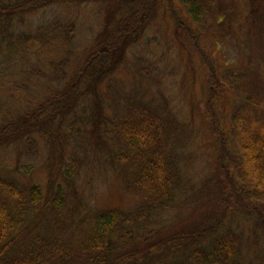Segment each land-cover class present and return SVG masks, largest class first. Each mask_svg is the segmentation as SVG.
<instances>
[{
  "label": "trees",
  "instance_id": "obj_1",
  "mask_svg": "<svg viewBox=\"0 0 264 264\" xmlns=\"http://www.w3.org/2000/svg\"><path fill=\"white\" fill-rule=\"evenodd\" d=\"M249 4L0 0V152L9 153L0 163V264H264V0ZM54 6L98 10L87 45L73 18L30 20ZM166 16L204 60L185 19L217 35L237 17L247 33L244 64L220 74L210 65L212 90L236 101L223 122L213 108L209 120L233 168L201 187L183 161L182 121L117 86L130 50ZM150 63L137 79L157 81ZM101 164L138 198L132 209L85 204L78 182Z\"/></svg>",
  "mask_w": 264,
  "mask_h": 264
},
{
  "label": "rangeland",
  "instance_id": "obj_2",
  "mask_svg": "<svg viewBox=\"0 0 264 264\" xmlns=\"http://www.w3.org/2000/svg\"><path fill=\"white\" fill-rule=\"evenodd\" d=\"M239 1L247 5V9L248 6H252L249 0ZM97 11L96 8L91 9V7L78 10L54 6L33 15L30 20L38 23L57 17L73 18L79 29L78 45L82 48L83 45L88 44L92 30H95L102 20L99 19ZM238 17L245 23V16ZM185 20L189 22L191 31L199 35L197 37L199 47L209 55V60H204L199 49L192 45V37L189 38L191 42L185 38L181 40L178 38L175 25L170 16H166L148 30L144 42L130 50L129 64L116 75V81L121 92L146 93L145 100L154 109L162 112L171 111L182 121L185 126L182 153L184 159L187 156L189 162L186 163V159L183 161L187 172L191 173V177L194 176L193 183L201 187L210 176L215 177L217 174V178L222 179L224 175L220 173V168L223 165L227 170L233 168L231 157L222 155L209 120L211 108H213L222 112L220 122H223L224 115L230 114L236 101L226 92L216 93L212 90L213 79L210 77V65H213L217 74L231 67H238L247 61L249 47L245 37L246 29L242 27L243 24L237 17L233 19L232 27L227 29L218 27L217 35H215L217 31L215 33L203 31L202 26L194 23L192 19ZM150 62L158 69L157 81L137 79V70L151 65ZM11 74L6 75V81ZM210 96H213L212 107L207 103ZM8 156L9 153L0 152V163L7 162ZM35 168H37L36 165ZM36 183L40 181L35 180ZM41 186L45 190V182H42ZM78 190L85 196L83 201L91 209L130 210L138 202L137 197L123 189L117 172L109 164L107 166L101 164L97 167L92 165L86 168L78 182ZM238 220L241 229L249 230L250 224L241 219ZM69 233L72 235L70 230ZM261 249L262 246L255 253L257 256L261 255Z\"/></svg>",
  "mask_w": 264,
  "mask_h": 264
}]
</instances>
